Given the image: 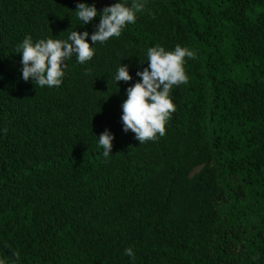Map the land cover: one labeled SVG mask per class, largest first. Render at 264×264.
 <instances>
[{
    "label": "trees",
    "instance_id": "trees-1",
    "mask_svg": "<svg viewBox=\"0 0 264 264\" xmlns=\"http://www.w3.org/2000/svg\"><path fill=\"white\" fill-rule=\"evenodd\" d=\"M79 2L0 0V262L264 264V0H143L90 61L65 62L59 87L24 81L26 35L94 30ZM177 44L195 53L187 83L165 134L139 144L122 129L125 89L148 47ZM121 63L133 79L115 83Z\"/></svg>",
    "mask_w": 264,
    "mask_h": 264
},
{
    "label": "clouds",
    "instance_id": "clouds-1",
    "mask_svg": "<svg viewBox=\"0 0 264 264\" xmlns=\"http://www.w3.org/2000/svg\"><path fill=\"white\" fill-rule=\"evenodd\" d=\"M143 9V0H131L130 4L125 0H115L99 11L95 5L80 0L75 8V17L81 26L99 17L94 30L91 33L87 29L73 30L65 39L44 38L33 41L31 36L26 35L16 46V53H20L21 57V78L40 87H59L68 59L75 56L76 62L80 64L90 61L96 51L94 46L97 42L104 43L110 38L120 37L123 29L133 24L137 13ZM194 56L192 50L179 44L171 50L159 45L146 49L147 66L136 71L135 75L140 79L125 89L126 98L121 104L120 117L122 129L133 132L139 144L165 134L166 122L175 111L170 91L173 86L187 83L184 64L186 58L191 59ZM113 79L115 83L127 82L133 77L128 66L121 63ZM112 140L113 134L108 129L97 137L103 157H108L111 153ZM123 251L130 259L134 258L131 247Z\"/></svg>",
    "mask_w": 264,
    "mask_h": 264
}]
</instances>
